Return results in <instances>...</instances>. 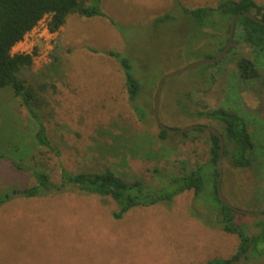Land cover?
Listing matches in <instances>:
<instances>
[{"label": "rangeland", "instance_id": "obj_1", "mask_svg": "<svg viewBox=\"0 0 264 264\" xmlns=\"http://www.w3.org/2000/svg\"><path fill=\"white\" fill-rule=\"evenodd\" d=\"M94 4L95 0H83ZM103 17L70 15L60 32L49 35L44 23L17 44L12 54H31L34 64L21 77L46 100L39 114L60 155L40 148L35 122L10 88L0 89V141L7 157L0 162V264H207L230 259L239 238L217 228L212 200L193 191L170 205L136 208L115 220L116 203L68 189L61 194L27 198L35 184L32 168L43 166L59 183L61 167L69 172L111 169L120 176L144 178L155 165L176 170L209 159L204 135L191 142L171 134L159 140L154 118V82L218 51L214 38L195 33L182 8L216 6L221 0H99ZM264 5V0H254ZM165 15L170 19L158 22ZM191 40V41H190ZM109 52L130 56L145 88L138 103L147 113L141 121L129 104L122 68ZM242 55L264 72V56L248 48ZM57 61L53 63V57ZM238 58V57H237ZM208 106L243 115L258 147L254 164L234 169L223 162V193L238 210L264 213V87L243 81L236 57L175 76L163 86L159 116L170 128L214 127L208 120L188 119ZM15 162L29 170L18 171ZM31 168V169H30ZM20 191L21 194L13 193ZM236 221L251 235L264 229V217L237 213ZM251 254L238 264H264Z\"/></svg>", "mask_w": 264, "mask_h": 264}, {"label": "trees", "instance_id": "obj_2", "mask_svg": "<svg viewBox=\"0 0 264 264\" xmlns=\"http://www.w3.org/2000/svg\"><path fill=\"white\" fill-rule=\"evenodd\" d=\"M182 13L195 24V33L199 32L205 38L216 40L219 48L217 53L204 56L215 58L228 42L231 19L241 13H252L264 20V5L254 0H221L213 7L204 6L193 10L182 8ZM70 15L93 18L103 17L104 13L99 0H95L91 5L83 0H0V89L10 88L15 98L21 100L35 122L34 139L37 145L55 153L56 156H59L60 152L50 139L39 114V110L47 104L46 100L33 85L21 77L24 69L33 68L36 53L12 54V51L46 17L49 18V31L56 34L65 26ZM170 18V15H165L158 22ZM246 48L256 55L264 56V26L242 17L236 23L233 45L226 57H236V68L241 80L264 87V72L259 69L256 61L242 55ZM108 55L115 58L122 68L128 102L139 119L145 121L147 113L138 103L145 85L142 78L135 75L131 57L118 52H109ZM52 57L55 63L57 58ZM159 82L160 80L154 82V88ZM180 107L188 119L208 120L221 133L225 142L223 162L228 161L234 169H248L253 166L258 147L243 115L223 107L211 110L208 106H203L202 109L195 108L194 111H191L187 104L180 103ZM170 135L160 128L158 138L166 142ZM178 135L191 142L200 140L202 135L206 136L210 141L209 159L183 167L182 170L155 165L148 176L132 179L120 176L111 169L73 173L61 167L59 183L52 181L50 173H47L43 166L35 165L32 168L35 184L22 194L27 198L46 197L76 189L84 194L113 200L117 205L113 218L121 220L133 209L154 205L168 206L176 197L193 191L196 199L212 200L213 213L219 226L217 228L239 238L237 252L230 259H213L207 264H238L243 259H248L251 254L260 255V247L264 244V229L259 235H251L246 225L236 221L237 213L225 206L218 196L219 138L201 129ZM3 144L0 141V162L8 158ZM15 165L18 171L29 170L24 163L15 162ZM11 197V194L8 198L1 196L0 207Z\"/></svg>", "mask_w": 264, "mask_h": 264}, {"label": "water", "instance_id": "obj_3", "mask_svg": "<svg viewBox=\"0 0 264 264\" xmlns=\"http://www.w3.org/2000/svg\"><path fill=\"white\" fill-rule=\"evenodd\" d=\"M242 17H246L248 19H251L255 22H257L258 24L264 26V20L256 17L254 14L252 13H241L238 15H235L231 21H230V28H229V39L228 42L226 43L225 47L223 48V50L221 51V53L215 57V58H206V59H202L199 60L197 62H193L183 68H180L176 71H173L165 76H163L158 84L157 87V93H156V102H154L155 104V108H154V118L156 123L158 124V126L166 131L167 133L170 134H184L187 132H191L193 130L196 129H201L204 130L212 135H215L219 138L220 141V152H219V158L217 160V169L219 172V177H218V183H217V193L219 198L221 199L222 203L229 207L230 209H232L233 211H235L236 213L239 214H243V215H247V216H257V217H264V213H257V212H247V211H242V210H238L235 207H233V205L229 202V200L225 197L223 191H222V179H223V165H222V159H223V155H224V148H225V142H224V138L222 137L221 133L215 128V127H211V126H207V125H190L181 129H174V128H170L167 127L166 125H164L161 120H160V116H159V110H160V104L159 102L161 101V93H162V89L164 84L166 83V81H168L169 79L181 75L183 73L189 72L191 70L200 68V67H204V66H209V65H216L218 63H220L221 61H223L225 59V57L227 56L229 50L231 49L232 45H233V40H234V31H235V27H236V23L238 21L239 18ZM23 193V192H22ZM14 195L16 194H21V192L16 191L13 193Z\"/></svg>", "mask_w": 264, "mask_h": 264}, {"label": "built area", "instance_id": "obj_4", "mask_svg": "<svg viewBox=\"0 0 264 264\" xmlns=\"http://www.w3.org/2000/svg\"><path fill=\"white\" fill-rule=\"evenodd\" d=\"M45 20H46V23H44L45 22ZM48 21H49V18H45L43 21H41L30 33H32V32H34V31H36V29L38 28V27H40V25L42 24V23H44V28H42L47 34H49V35H53V34H55V33H51L50 31H49V28H48ZM30 33H28L27 35H26V37L30 34ZM25 37V38H26ZM25 38H24V40H25ZM23 40V41H24ZM22 41V42H23Z\"/></svg>", "mask_w": 264, "mask_h": 264}]
</instances>
